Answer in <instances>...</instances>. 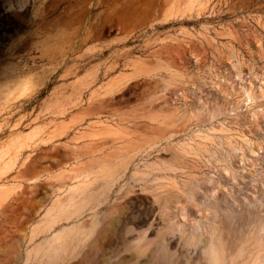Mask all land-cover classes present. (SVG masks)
Wrapping results in <instances>:
<instances>
[{
  "label": "rangeland",
  "instance_id": "374dc122",
  "mask_svg": "<svg viewBox=\"0 0 264 264\" xmlns=\"http://www.w3.org/2000/svg\"><path fill=\"white\" fill-rule=\"evenodd\" d=\"M188 1L0 0V264H264V0Z\"/></svg>",
  "mask_w": 264,
  "mask_h": 264
},
{
  "label": "bare ground",
  "instance_id": "6f19581e",
  "mask_svg": "<svg viewBox=\"0 0 264 264\" xmlns=\"http://www.w3.org/2000/svg\"><path fill=\"white\" fill-rule=\"evenodd\" d=\"M188 3H190V1L188 0H171L169 8L173 9L175 6H185V4ZM2 89H12L16 91L18 90L19 93L15 97L21 98L24 96L32 95L38 89V84L34 80H32L31 76L26 74V71H24L23 67L11 64L10 62V65H7V67L0 72V90ZM7 96L11 97L14 95ZM7 96L4 97L8 98ZM249 97L250 95H247V98ZM149 112L155 114L156 112H158V110L149 109ZM103 165L104 164H102V166ZM69 204L72 205L71 202ZM64 206L65 204H58V211H56V216L63 212ZM222 249L223 245L220 241H218L217 245L212 247L209 264H221V260L223 258Z\"/></svg>",
  "mask_w": 264,
  "mask_h": 264
},
{
  "label": "flooded vegetation",
  "instance_id": "af4514ba",
  "mask_svg": "<svg viewBox=\"0 0 264 264\" xmlns=\"http://www.w3.org/2000/svg\"><path fill=\"white\" fill-rule=\"evenodd\" d=\"M11 21V23L8 21L7 23H2L0 25V38L17 32L16 26L19 24L18 21L14 18H11Z\"/></svg>",
  "mask_w": 264,
  "mask_h": 264
}]
</instances>
